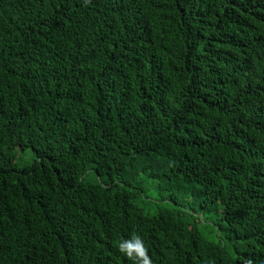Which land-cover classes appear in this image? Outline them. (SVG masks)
Here are the masks:
<instances>
[{
	"label": "trees",
	"instance_id": "1",
	"mask_svg": "<svg viewBox=\"0 0 264 264\" xmlns=\"http://www.w3.org/2000/svg\"><path fill=\"white\" fill-rule=\"evenodd\" d=\"M264 264V0H0V264Z\"/></svg>",
	"mask_w": 264,
	"mask_h": 264
},
{
	"label": "clouds",
	"instance_id": "2",
	"mask_svg": "<svg viewBox=\"0 0 264 264\" xmlns=\"http://www.w3.org/2000/svg\"><path fill=\"white\" fill-rule=\"evenodd\" d=\"M88 0H86V3ZM118 251L124 254L134 264H152V259L148 254L144 241L138 234H133L129 239H121L116 245ZM245 264H253L251 259L245 261Z\"/></svg>",
	"mask_w": 264,
	"mask_h": 264
}]
</instances>
